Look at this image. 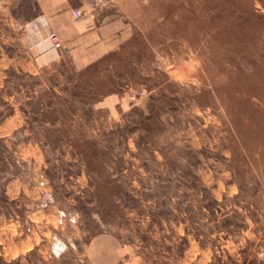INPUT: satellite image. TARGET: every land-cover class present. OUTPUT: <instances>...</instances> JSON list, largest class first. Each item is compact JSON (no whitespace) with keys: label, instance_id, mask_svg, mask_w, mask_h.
Returning <instances> with one entry per match:
<instances>
[{"label":"rangeland","instance_id":"rangeland-1","mask_svg":"<svg viewBox=\"0 0 264 264\" xmlns=\"http://www.w3.org/2000/svg\"><path fill=\"white\" fill-rule=\"evenodd\" d=\"M91 2L0 0V264H264V0Z\"/></svg>","mask_w":264,"mask_h":264},{"label":"crops","instance_id":"crops-1","mask_svg":"<svg viewBox=\"0 0 264 264\" xmlns=\"http://www.w3.org/2000/svg\"><path fill=\"white\" fill-rule=\"evenodd\" d=\"M38 6V16L24 23L19 22V25L24 26L26 29L30 26H39L46 29L48 26L50 31H54L57 36L66 35L67 43L75 45L76 37H86L87 26L91 23L93 13L89 14L88 3L91 1L98 2L101 0H35ZM80 8L85 12L82 18L76 23L77 26L73 27L71 24V8ZM91 11V9H90ZM71 23V24H70ZM90 33H92L90 31ZM78 35V36H77ZM68 45V46H69ZM68 46H63L68 49Z\"/></svg>","mask_w":264,"mask_h":264},{"label":"built area","instance_id":"built-area-1","mask_svg":"<svg viewBox=\"0 0 264 264\" xmlns=\"http://www.w3.org/2000/svg\"><path fill=\"white\" fill-rule=\"evenodd\" d=\"M91 5H92V2L88 4V7L90 8ZM84 14H85V12L78 7L71 8V20H72V22L74 24H76V22H78ZM47 38H48V40H50V43L53 47H59L60 46V40L58 39V36L54 31H50L47 35ZM130 98L134 99L135 94L134 93L131 94Z\"/></svg>","mask_w":264,"mask_h":264}]
</instances>
